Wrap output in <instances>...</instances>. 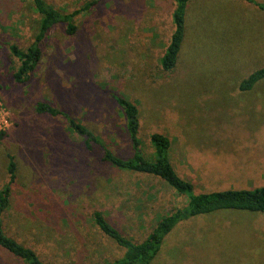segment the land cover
Masks as SVG:
<instances>
[{
	"label": "rangeland",
	"instance_id": "rangeland-1",
	"mask_svg": "<svg viewBox=\"0 0 264 264\" xmlns=\"http://www.w3.org/2000/svg\"><path fill=\"white\" fill-rule=\"evenodd\" d=\"M64 13L96 2L43 44L25 85L9 45L26 50L42 16L31 0H0V191L16 162L6 233L51 264H106L125 250L104 236L94 213L140 243L187 199L163 180L119 170L62 118L40 116L48 102L89 127L115 154L132 144L121 94L140 110L139 139L153 160V134L167 136L170 162L197 194L264 188V12L242 0H191L176 68L161 70L173 33L174 0H47ZM263 3L264 0H255ZM0 264H26L0 248ZM153 264H264V214L223 210L180 223Z\"/></svg>",
	"mask_w": 264,
	"mask_h": 264
},
{
	"label": "trees",
	"instance_id": "trees-1",
	"mask_svg": "<svg viewBox=\"0 0 264 264\" xmlns=\"http://www.w3.org/2000/svg\"><path fill=\"white\" fill-rule=\"evenodd\" d=\"M191 0H174L175 7L171 10L173 19V33L169 44L161 58V70L163 73H171L177 65L186 34V16ZM257 6L264 11V2L255 0H242ZM33 6L42 16L39 23V31L34 42L23 50L17 45H9L11 54L18 60L19 66L14 74V80L20 85H25L32 79L43 57V44L48 35L57 27L63 26L69 35L75 34L77 28L74 20L77 16L91 9L96 2L89 3L84 7L64 13L62 10L50 4L47 0H31ZM264 79V68L254 72L240 85L241 91H249ZM113 102L121 109L125 117L126 132L132 144L133 154L129 158L121 157L107 146L103 140L69 111L48 102L37 104L35 111L38 115L49 118H64L69 128L85 139L87 149L93 150L99 147L103 151V161L107 164L124 171L155 176L166 182L177 193L187 199L184 207L178 208L170 214L163 216L153 231L144 241L137 243L125 237L105 218L102 212L94 213V222L104 236L114 241L125 250L123 257L106 264H153L159 255L162 246L173 230L182 222L191 218L211 214L223 210H237L251 213L264 214V188L254 191L227 190L212 193L197 194L194 185L181 178L174 169L169 158L172 143L162 134H153L151 141L155 149L153 160H148L141 148L139 139L140 110L138 105L125 98L121 94H114ZM16 162L14 157L9 156L8 173L10 182L0 191V248L10 256L24 261L26 264H51L40 259L37 253L19 243L6 233L4 216L9 210L12 197V185L16 180Z\"/></svg>",
	"mask_w": 264,
	"mask_h": 264
},
{
	"label": "crops",
	"instance_id": "crops-1",
	"mask_svg": "<svg viewBox=\"0 0 264 264\" xmlns=\"http://www.w3.org/2000/svg\"><path fill=\"white\" fill-rule=\"evenodd\" d=\"M259 12H264V11H262V10H259ZM264 16V15H263ZM242 92H250V93H252V92H254V91H252V90H249V91H242Z\"/></svg>",
	"mask_w": 264,
	"mask_h": 264
},
{
	"label": "built area",
	"instance_id": "built-area-1",
	"mask_svg": "<svg viewBox=\"0 0 264 264\" xmlns=\"http://www.w3.org/2000/svg\"><path fill=\"white\" fill-rule=\"evenodd\" d=\"M2 130L1 126H0V131Z\"/></svg>",
	"mask_w": 264,
	"mask_h": 264
}]
</instances>
